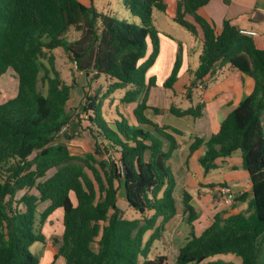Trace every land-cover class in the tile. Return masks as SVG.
I'll return each mask as SVG.
<instances>
[{
  "label": "trees",
  "instance_id": "trees-1",
  "mask_svg": "<svg viewBox=\"0 0 264 264\" xmlns=\"http://www.w3.org/2000/svg\"><path fill=\"white\" fill-rule=\"evenodd\" d=\"M210 1L177 0L173 20L201 42L202 50L199 65L189 70L190 107L172 104L169 113L184 120L203 116L206 104L194 103V93L215 79L216 65H230L248 76L252 92L217 133L208 140L195 136L189 149L192 156L205 147L199 158L205 174L218 168L219 159L240 151L251 191L233 197L197 235L194 224L200 214L193 196L185 190L180 207L174 195V134L183 131L148 115L162 111L149 104L158 82L148 73L161 53L154 14L165 13L166 2L122 0L139 19L133 27L107 13L105 3L100 9L97 0H0V78L11 69L18 79L17 95L0 104V264H41L31 246L47 245L43 226L58 209L64 230L57 247L51 246L54 262L62 257L66 264H168L167 255H150L154 243L163 240L165 225L182 215L191 233L176 264H202L221 255L264 264V48L232 21L218 27L206 11ZM72 31L77 34L73 40ZM59 48L88 84L103 79L107 89L89 93L87 88L72 108L78 82L69 84L61 76L53 53ZM183 62L180 43L165 89L174 90ZM117 92H123L122 105H134L131 112L118 106L112 110ZM76 117L79 129L94 142L93 152L84 156L56 142L73 138L69 132ZM217 186L228 187L226 182ZM45 202L48 206L40 211ZM245 202L247 210L235 211ZM120 203L140 217L128 218Z\"/></svg>",
  "mask_w": 264,
  "mask_h": 264
},
{
  "label": "rangeland",
  "instance_id": "rangeland-1",
  "mask_svg": "<svg viewBox=\"0 0 264 264\" xmlns=\"http://www.w3.org/2000/svg\"><path fill=\"white\" fill-rule=\"evenodd\" d=\"M104 3L106 7L104 8V10L114 18L120 21H124L128 24H131L133 27L139 24V19L137 17L132 16L130 13H128L125 10L122 0H107L105 2L104 0H97V5L102 10H103L102 5H104ZM154 15H155L156 28L159 31V36L161 41L160 54H162V56L160 60H158L156 65L153 67L152 70L153 74H151V76H155L158 80V85L152 88V99H153L152 103L153 105H158L157 102L161 100V105H164V103L166 104L165 95L168 94L171 96V97L169 96L167 97L168 104L170 103V98H173L172 103H174L180 108L186 109L191 105L186 97L187 92H185V96L183 97L176 96L177 92H179L180 90V87H177V92L175 90H170V89L166 90L163 87V81L170 75L171 69L173 67V65H171L172 51H171V46L168 44L169 43L168 41L170 40L174 41L177 44V47H179L180 43L182 44V46L184 44H187L188 48L192 43L193 46H196L197 50L192 55L193 68L195 67L197 68V66L199 65V56L201 54V43L198 40H196L188 31H186L184 28H182L177 23H175V21L171 19L168 14L156 10ZM76 37L77 34L74 31H72L70 34V38L73 40ZM258 45L259 47L264 48V42H262V40L259 41L258 39ZM53 53L56 57L57 68L61 72V76L63 77V79L69 84L72 83L73 79L78 82L77 88H75L72 91V95H71L70 106L72 108L77 107L79 105V103L82 101L84 97V92L87 88H88L87 91L89 93H93V91L95 89H98L100 86L103 87V91L107 89L109 84L105 83V80L103 79H100L99 81L96 82L92 81L91 84H88L85 75L83 73H79L78 71H76L75 65L69 61L66 53L62 48L55 50ZM214 78L215 79H211L207 81L208 86L206 89H203L201 86H199V88L195 90L194 103L204 102L207 106H209L212 104V102L215 99L220 100L221 97L223 96L229 99L241 100L244 97H246L247 93H249L253 89V83L251 79L248 76L241 74L238 70L231 67L230 65H227L219 69V72L216 73V76ZM182 82L183 81H181V84ZM17 93H18V79L15 73L13 72V70L10 69L5 75H3L0 78V103L1 101L15 97ZM122 97H123V92H117L116 94L113 95V99L116 100V102L115 105L112 107V110L116 109V106H118V108L123 112H131V110L134 108V105H131L129 107L122 105L119 102V100ZM210 108L211 106L207 108V113L204 119H206V117L208 118V115H210ZM198 122L196 123L195 127L199 125ZM164 123L174 125L182 131L183 129H185L186 132L184 130L185 132L184 135H186V137L184 138L182 137L181 139L183 140V142H186V139L190 138L191 135L190 132L192 131L191 123L185 122L171 115H168V117H166ZM71 136H73V138L71 139H67L65 137H62L60 139L58 138L56 142L57 143L65 142L68 145V148L72 155L84 156L87 153L93 152L94 142L88 132L80 130L78 126V133L72 134ZM183 142H179V149L175 153V156L173 158V169H172V172L176 179V187H175L174 195L177 204L179 206L180 205L184 206L183 193L185 190L190 192L192 196L198 197V193H199L198 189L200 188L201 189L200 193L204 191L203 196L204 197L206 196L205 198H207V196L210 197L209 194L210 188L209 189L202 188V186L200 185L197 187L194 184V181L198 182V180L200 179V174L195 170L196 163H194L193 161H190L189 163L192 170L191 177H189L191 180H187V176H184L181 173H179L178 164H180L182 161L186 164L187 153H189L188 149H187V153L185 152L182 153L184 150ZM235 154L236 156H238L241 155V152L238 151ZM183 157L184 160H182ZM223 171L224 170L220 168L212 170L209 174L206 175V179L208 181L212 179H217V180L223 179L224 176ZM54 172L55 170H51L48 173V176H51L52 174H54ZM222 188L224 187L219 186L217 189V193L213 194L210 197V199H214L213 201L214 204L217 203L221 205V208H225L229 206V204L226 203L225 201L230 194H226V195L221 194ZM210 191L215 192V189L212 188L210 189ZM48 204L49 202L40 204L39 210L40 211L45 210ZM120 205L126 211L128 218L140 217L139 214H137L134 210L129 209L124 203H120ZM247 209L248 207H246L245 210ZM240 211L242 212V210ZM62 212H63L62 209L56 210L48 218L42 230L44 235L48 238L49 243L51 245H54L55 247H57L56 242L61 240L64 230ZM149 236H150V232L146 235V239H148ZM165 246H167V244H164V241L155 242L153 246V252L150 255V258H155L157 255H161V254L164 255L167 254ZM31 252L33 255H35L40 259L41 264H66L65 260L62 257L59 258L56 262H54V257L52 253L49 251V249L46 250L45 245L41 242L34 243L31 246ZM233 259L239 260V258L234 255H221L211 258L202 264H213V262L215 261H220V260L231 261ZM141 263L142 260L140 264ZM169 264H176L175 258L172 253L170 254Z\"/></svg>",
  "mask_w": 264,
  "mask_h": 264
},
{
  "label": "crops",
  "instance_id": "crops-1",
  "mask_svg": "<svg viewBox=\"0 0 264 264\" xmlns=\"http://www.w3.org/2000/svg\"><path fill=\"white\" fill-rule=\"evenodd\" d=\"M164 1L167 4V10L165 13L168 14L171 19H174L175 14H176V9H177V0H164ZM206 11L215 20L218 27H221L225 21L229 20V21H232L234 24H237L238 26H240V28L256 30L258 32V36L255 38H256V43L258 47H259L258 39L259 41L262 40V42H264V0H211L209 4L206 6ZM168 42H169L168 44L171 46V51H172V58H171L172 64L171 65H173L174 60L176 58V52H177L178 47L174 41L170 40ZM183 46H184L183 67L179 74V80L177 81L174 87V90L176 92H177V87H180V90L179 92H177L176 96H181V97L185 96L186 88L190 84L191 74L189 70L196 69V67L195 68L192 67V55L197 50L196 46H193V43L190 45L189 48L187 44H184ZM201 50H202V44H201ZM161 56L162 54H160L158 60H160ZM152 70L153 68L149 71L148 76H151V74H153ZM215 70H216V73L219 72V65L215 66ZM181 81H183L182 84H181ZM253 88H254V84H253ZM252 90L249 93H247L246 96H248L252 92ZM168 96L171 97L168 94L165 95L166 104L164 103V105H161V100L159 99L160 101L157 102L158 105H153L152 89H151L149 104L151 106H156L160 108L162 111L159 116H154L151 112L148 115L153 121L159 123L160 125H169V126L179 129L178 127L174 125L164 123L168 115L174 116L169 113V107L172 104H174L172 103L173 98H170V103L168 104L167 103ZM241 100L229 99L223 96L221 97L220 100L215 99L211 105L209 106L206 105L204 109V114L200 119L194 120L192 118H189L187 120H184V119L179 118L185 122L191 123L192 131L190 132L191 134L190 138L186 139V142H183V140H181L182 137L184 138L186 137V135L174 134L177 144H178V148L173 153L172 164H173V158L175 156V153L179 149V142H183L184 150L182 153L184 152L187 153V149L189 153H187L186 164L183 161L180 164H178L179 173H181L184 176H187V180H191L189 177H191L192 170H191L189 163L190 161H193L194 163H196L195 170L200 174V179L198 180V182L194 181V184L197 187L200 185L202 186V188H208V189L209 188L212 189L213 187H210V184H213L214 185L213 189H215V192H211L209 189L210 197L213 194L217 193V189L219 187L217 185L223 182H226L227 186L230 188L231 193L229 197L231 198L235 197L236 195H241L244 192L251 191V182L249 179V175L246 172V170L243 168L242 153L241 155H238V156L234 154L232 157L225 158V159H219L217 161V164H218V168L224 170L223 179H219V180L212 179L208 181L206 179L207 174H205L203 167L200 166V163H199V158L205 153V147L203 146L200 147L197 151H195L192 154V156H190V149H189L191 144L194 141L195 136L204 137L206 140H208L213 134L217 133L220 128L221 122L224 119H226L227 116L238 106ZM4 101H1V103H3ZM210 106H211L210 115H208V118L206 117V119H204L207 113V108ZM197 122L199 123V125L195 127ZM184 130L185 129H183V132ZM185 132L183 134H185ZM182 160H184V157L182 158ZM200 191L201 189L199 188L198 197L193 196V199H192V205L197 209V211L200 214L198 220L194 224L195 232L197 235L201 234L207 228V226H209L212 223L213 217L218 211H221L229 207L227 206L225 208H221V205L217 203L215 204L213 203L214 199H210V197L208 196L207 198H205L206 196L205 197L203 196L204 191L201 193ZM180 207H183V206L180 205ZM246 207H248V203L246 202L242 204L238 203L235 211H240V210L244 211ZM187 218H188L187 216L179 215V216L174 217L171 221H169L165 225L166 231L164 233V238L162 240L164 241V244H167V246H165L167 254L165 255H167V257L170 258V254L172 253L175 258V262H176V258H177L180 248L183 247L190 239L191 228L187 222ZM51 246L53 245H51L48 240V243L45 246L46 250L49 249L52 255H54L51 250ZM169 258H168V264H169ZM222 262L242 264V261L240 258L239 260L233 259L231 261H226V260L215 261L213 262V264H221Z\"/></svg>",
  "mask_w": 264,
  "mask_h": 264
},
{
  "label": "built area",
  "instance_id": "built-area-1",
  "mask_svg": "<svg viewBox=\"0 0 264 264\" xmlns=\"http://www.w3.org/2000/svg\"><path fill=\"white\" fill-rule=\"evenodd\" d=\"M241 33L244 35H248V36H253V37H257L258 36V32L256 30H252V29H245V28H241ZM231 190L228 187H224L221 190V194L226 195V194H230ZM226 203L230 204L232 203V198L231 197H227Z\"/></svg>",
  "mask_w": 264,
  "mask_h": 264
},
{
  "label": "water",
  "instance_id": "water-1",
  "mask_svg": "<svg viewBox=\"0 0 264 264\" xmlns=\"http://www.w3.org/2000/svg\"><path fill=\"white\" fill-rule=\"evenodd\" d=\"M78 133V122H77V117L75 118V122L72 125V128L70 130V134H75Z\"/></svg>",
  "mask_w": 264,
  "mask_h": 264
}]
</instances>
